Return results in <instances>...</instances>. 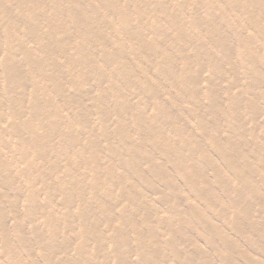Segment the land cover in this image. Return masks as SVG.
<instances>
[{
    "label": "rangeland",
    "instance_id": "obj_1",
    "mask_svg": "<svg viewBox=\"0 0 264 264\" xmlns=\"http://www.w3.org/2000/svg\"><path fill=\"white\" fill-rule=\"evenodd\" d=\"M86 1L0 0V222L9 242L5 250L0 237V264H12L9 255L19 261L14 264H136V243L156 247L155 264H188L187 256L195 253L194 264H199L201 257L200 264H217L202 237L216 243L215 235L206 232L193 217L215 231L214 215L227 205L228 199L214 181L216 173L219 179L227 180L225 168L218 160V146L211 144L212 139L219 146L223 144L229 127L237 122L229 115L226 90L238 98L240 122L254 115L261 132L264 100L259 94L264 92V50L254 48L252 55H244L245 62L257 68L259 79L253 83L245 77V64L241 67L238 63L233 38L218 48L194 46L202 44L208 33L203 9L207 0H91L90 8ZM255 1L228 0L240 11V21L256 11L251 5ZM212 2L216 5L211 17L218 27L222 20L218 8L225 3ZM159 5L170 17L159 11ZM73 7L78 17L76 26L67 20ZM260 7L264 12V1ZM121 13L122 28L127 24L132 29L130 43L119 33ZM83 17L88 23H83ZM167 18L172 19L175 34L165 23ZM192 22L199 27L186 38L184 32ZM50 24L54 28H49ZM154 24L158 39L145 31ZM87 31L94 33L97 42ZM46 34L48 39L43 38ZM88 39L84 52L99 58L96 52L102 51L105 58L94 56V62L71 68L73 52L81 40ZM40 44L50 58L58 60L59 67L37 66L30 72L21 65L18 80L6 84L3 59L11 57L19 65L22 54L35 57L34 48ZM135 48H142V55H137L135 66H131ZM216 50L228 51V62ZM206 56L212 60V69L204 60ZM184 68L189 72H182ZM114 69L120 74L131 70L127 84H122L119 76L106 79ZM39 72L54 75L53 80L40 77ZM169 74L181 82V92L168 86ZM209 91L214 94L212 100L207 97ZM147 94L157 95L160 112L154 113V101H149ZM144 103L147 105L142 109ZM35 106L38 110L33 114ZM244 139L246 144L239 148L242 152L253 148L249 137ZM259 148L262 168L264 148ZM202 154L209 161H201ZM247 155H243L244 160L252 165ZM178 163L180 171L176 170ZM263 170L251 178L253 189L262 197L259 180ZM26 179L32 188L41 190L29 211L24 201L29 190ZM204 183L207 190L201 192ZM44 192L50 195L51 208L42 211ZM68 199H73L72 207L65 202ZM245 199L250 200L249 195ZM261 205L264 208V201ZM63 209L69 210L72 219L80 209L86 236L95 235V241L89 240L80 251L75 249L80 228L76 223L65 226L58 218ZM218 225L225 230L224 219ZM55 227L59 234L51 238ZM118 229H123L128 243L117 239ZM225 235L240 252L250 255L251 247L230 231ZM112 238L120 242L119 246L110 242ZM171 238L177 240V258L166 244ZM62 239L70 241L65 252L58 250ZM118 248L115 259L113 251ZM232 259L236 264H246L237 253Z\"/></svg>",
    "mask_w": 264,
    "mask_h": 264
},
{
    "label": "bare ground",
    "instance_id": "obj_2",
    "mask_svg": "<svg viewBox=\"0 0 264 264\" xmlns=\"http://www.w3.org/2000/svg\"><path fill=\"white\" fill-rule=\"evenodd\" d=\"M19 3L22 2V0H18ZM132 2V0H129ZM135 1V0H133ZM155 2V0H153ZM216 1V0H215ZM225 3L221 8H218V15L222 18L220 21V24L218 27H216L212 20V13H213V7L216 5L212 2V0H207V2L203 5V9L205 10V13L207 17H205V25L208 29V33L205 36V40L200 45H194L196 48H204L206 49L207 46H211L214 48H218L222 46L228 39L233 38L235 41V48H238V63L241 65V67L245 64V77L249 80H252L253 83L259 79V75L257 74V68H253L252 66H249L245 60L244 55L245 53H249L252 55L253 53L250 52L254 50V48H260L264 50V12H260V10L263 7H260L263 5L264 0H256L251 5L255 7L256 11L253 12V14H250L247 16V18L244 21H240L238 19V15H241L240 11L237 9L236 6L231 5L228 0H220ZM87 6L90 8L91 6V0L86 1ZM159 11L166 17L169 16V12L166 9H162L159 5ZM156 11V9H155ZM76 8H70L68 10V16L67 20L68 22L72 23L73 26L78 25V17H75ZM101 14H104L102 12ZM124 13H121L120 16L122 17V21L119 23V33L123 35V41L130 43L133 38L132 29L129 25H125L122 28V22L124 20ZM229 14L232 15V17H228ZM238 14V15H237ZM181 15V11L179 13ZM84 21L83 23H88L86 21L87 17H83ZM137 20L140 19V17H136ZM158 20H155V23ZM165 23L169 25V28L171 29V33L175 34L176 29L174 27V23L171 18L165 19ZM157 25H151L146 26L145 31L149 34L153 35L154 39H158L159 33L154 31V28H156ZM199 25L196 22H192L188 26V30L184 32V35L186 38H189V34L195 32L198 29ZM49 28H54L53 24L49 25ZM122 28V29H121ZM89 32V31H87ZM244 32H247V34H244ZM91 33V32H89ZM92 40L97 42V38L94 35V33H91ZM145 34H142L139 36L140 43H143L142 38ZM44 39L49 38V34H46L43 36ZM120 41H116V43H120ZM89 39L84 41L81 40V42L78 45V48L73 52L74 54V62L71 63V68L79 67L78 63H88V62H94L95 57L97 56L94 53V56L91 53H85L84 52V44L88 43ZM188 43V42H187ZM191 44V43H189ZM42 44L36 45L33 51V54L35 57L32 56L31 53H23L22 59L20 60V64H16L15 61L11 57H7L3 59L1 64V70L3 73V76L5 78L6 84L7 83H14L18 80V77L20 75V66H25L30 72H32L37 66H43V67H51L53 69L59 67L58 60H54L49 57L48 51L42 49ZM207 50V49H206ZM142 48H135V50L132 51L131 55L132 58L129 61V64L131 66H135V61L138 60L139 54L142 55ZM202 53H205L204 50L201 51ZM216 52L219 53V55L223 58L224 62H228L229 59V53L226 50H216ZM99 55V58L102 60L105 58V55L102 51L96 52ZM138 55V57H137ZM97 58V59H99ZM194 58H198L196 55ZM262 59L264 60V55L262 56ZM206 64H209L210 68L212 69L213 66L210 65L212 60L209 57L204 58ZM146 62H149L150 60L145 59ZM182 72H189L188 69L184 68ZM100 74V73H99ZM218 74V73H215ZM40 77L45 78L46 80H53V76H48L43 74L42 72H39ZM113 76H119L121 79L122 84H127L129 79L131 78V70L127 69V72L124 71V74H120L118 72V69H114L111 73V76H106V79H110ZM219 76L218 78H220ZM235 81H233L232 84H234ZM181 82L176 79V76H173L169 74L168 76V86L177 88L180 91L181 88ZM11 90V89H10ZM181 92V91H180ZM227 95V108L230 111L229 115L230 117L235 120L237 119V122L235 124H232L229 127V137L225 140L223 144H221L220 147L217 140H211V144L213 146H218L219 152H218V160L222 162L224 168H225V176L227 177V180H223L221 177L218 178V173L215 174V185L216 188L220 191V193L225 196L226 199V206L221 207V210L217 212L214 217L217 220V229L215 231L208 230L203 221L198 219L197 217H193V220L200 225L206 232L214 234L216 237V243L209 241L206 236H202L205 242L207 243L209 250L215 257L217 264H236V262L232 259V256L237 253L240 257V259L245 262L246 264H264V208L262 207L261 203L264 201V197L260 195L259 192L255 191L251 185V178L253 175L256 174L258 170H262L264 167H260L262 161L260 160V153L262 152L259 146L264 148V123L261 125L260 129L261 132H258V125L257 120L254 115H250L249 118L245 121V123L240 122L239 120V114L241 113V107L239 103L236 101L238 98L237 96L230 93L229 90L225 91ZM157 95L155 94H147V99L150 101H154L153 105V111L154 113H158L161 111L162 105L159 101L155 99ZM207 97L209 100H212L214 98V94L209 91L207 94ZM259 98L264 100V92L259 94ZM147 104L144 103L141 105V108L143 109ZM249 108V107H248ZM38 110V107L35 106L32 108V113L36 114ZM255 114H259L254 109ZM144 113V112H143ZM249 123L250 127L246 128L247 124ZM248 136L250 141L249 144L253 146L252 149H246L244 152L240 151L239 148L242 145L246 144V141L244 137ZM122 143H125L122 139H120ZM256 142H262V145L256 144ZM244 154H248L253 162L252 165L247 164V162L244 160L243 156ZM175 158H181L182 157H175ZM22 159V157L20 158ZM201 161L206 162L209 161L208 157H206L204 154L201 155ZM239 163L241 165L239 166ZM181 166L180 163L177 164L176 170L180 171ZM26 174H29L28 172ZM24 176V174H23ZM261 184V188L264 192V170L263 175L261 176L259 180ZM26 183L29 185V190L27 195L24 198V201L26 203V210L29 211L32 206H34L37 195L40 193L41 190H37L31 187V183L29 180L26 179ZM44 188V187H43ZM207 190V184H202L201 192ZM42 191H45L42 189ZM264 195V193H262ZM245 195H249L250 200L245 199ZM198 197V196H197ZM129 201L133 202V199H129ZM67 205L70 207L73 206L74 202L73 199L65 200ZM99 204L104 205V202H99ZM45 208H51V198L50 195L47 192H44V203L42 205V211H45ZM136 209L133 210V213H135ZM227 212H230L231 215L228 216ZM51 215V214H50ZM58 217V216H57ZM254 217L255 220H251V218ZM65 226H71L73 223H76L80 230L76 234L77 240H79V244L75 247L77 251H80L82 249V246L89 242V240L95 241V235H91V237L86 236V228H85V222L83 219L82 211L79 209L77 214L75 215V218L72 219L69 213V210L63 209V212L60 213L58 217ZM221 219H224L225 224V230L222 227H219L218 223ZM127 228L132 230V232L137 233L135 230V227L128 225ZM0 230L2 231L0 234V237L4 243V249H9V242H8V236L5 233V228L2 222H0ZM18 226L14 227V233L15 237H18ZM227 231H230L235 237H237L240 241H242L244 244L251 247V253L249 254H243L240 252V248L238 245L233 246L226 237L225 233ZM59 234V231L57 227L53 229V232L50 233L51 238L57 237ZM139 236H141L140 233H137ZM115 236H117V239H120V242L122 244L128 243L127 240L124 238L123 229H118L115 231ZM257 239V240H256ZM21 240V239H20ZM19 240V242H20ZM111 243H116V239L112 238L110 239ZM119 243H116L119 246ZM176 242L177 240L174 238H171L166 241L167 246L173 248L171 254L175 258L178 257L179 251H176ZM22 243V242H20ZM70 241L67 239H62L61 245L59 246L60 252H65L67 250V247L69 246ZM135 247V254L137 256L136 264H155V258L158 256V252L155 251L153 248H156L153 245H150L149 247H144L142 244L136 243ZM49 249L52 250V248L49 246ZM145 250V251H143ZM237 250V251H236ZM119 248L113 251V257L115 259H118L119 254ZM143 252H146L147 254H142ZM230 253V256H227V254ZM197 254L189 255L188 258V264H194L195 259L197 258ZM204 257H201L199 259L202 261ZM8 260L11 261L12 264L19 263L18 260L12 257V255L8 256ZM66 264H69V261L65 262Z\"/></svg>",
    "mask_w": 264,
    "mask_h": 264
}]
</instances>
